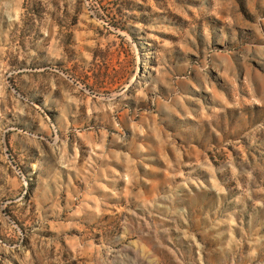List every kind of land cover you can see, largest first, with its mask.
I'll use <instances>...</instances> for the list:
<instances>
[{"label":"rangeland","instance_id":"374dc122","mask_svg":"<svg viewBox=\"0 0 264 264\" xmlns=\"http://www.w3.org/2000/svg\"><path fill=\"white\" fill-rule=\"evenodd\" d=\"M0 264H264V0H0Z\"/></svg>","mask_w":264,"mask_h":264}]
</instances>
